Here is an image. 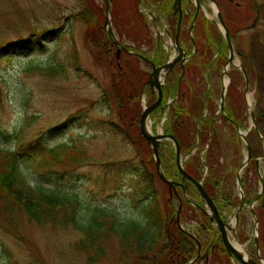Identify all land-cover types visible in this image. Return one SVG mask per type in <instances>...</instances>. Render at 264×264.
Returning <instances> with one entry per match:
<instances>
[{
	"label": "trees",
	"instance_id": "16d2710c",
	"mask_svg": "<svg viewBox=\"0 0 264 264\" xmlns=\"http://www.w3.org/2000/svg\"><path fill=\"white\" fill-rule=\"evenodd\" d=\"M109 1L113 29L120 43L129 44L131 50L150 56L158 65L165 62L168 57L167 52L162 45L157 44L148 17L140 10V0ZM217 1L232 37L236 38L233 30L239 26L245 25L244 29L254 31L250 55L239 51L240 42L235 44V48L242 56V64L250 80H262L264 78V5L259 6L256 0H251L247 7V16L244 14L238 20L232 18L234 12L232 0ZM85 2H87L85 8L77 12L75 18L88 25L86 37L95 47L94 57L110 72L111 86L106 95L108 99L114 98L118 101L121 121L119 132L126 140H131L133 135L137 134L144 143H147L140 131V118L143 112L141 90L150 75L149 64L125 50L117 56L118 46L114 42V36L105 28V5L102 7L96 0H85ZM188 5L189 2L186 6ZM171 6L172 2L160 9L164 12L169 11ZM191 8L192 12L186 14L183 20L180 41L189 54H192L195 46L197 52L186 62L183 76L180 66H176L169 73L163 90L165 107L154 111L152 116H158L160 122L166 111H169L170 114L163 124V131L166 134H173L178 139L184 154L190 153L196 147L197 140H200L197 152L186 160L185 169L197 180H202L205 176L204 188L214 199L223 219L229 221V216L233 215L240 203V195L236 189V175L243 159L240 152L238 155L233 154V147L238 148L241 144L234 122L240 127H246L248 109L244 92L239 89V86L245 84V80L241 70L232 66L229 70L232 81L226 97L225 110L227 117L234 122L220 115L222 122L219 125V118L215 119V115L219 108L217 99L222 92V84L216 88L210 83L208 85L207 79L215 71L222 73L228 60L229 49L217 24L202 13L197 17L192 34L190 33L195 6ZM262 12L263 15L260 17ZM176 32L177 21L174 22L172 34L175 35ZM63 70L64 68L59 64L45 69V74L54 77ZM169 98L175 100L168 107ZM155 99L156 95L150 94L147 98L148 104H152ZM208 110L211 114L207 113ZM211 131L213 138L202 160L200 153L205 149ZM162 160L166 175L173 180H180L176 154L171 144L166 154L162 155ZM144 161L153 168V172L149 175L147 171L145 173L143 171L141 174L143 181L139 182L142 185L141 196H149L143 206L146 215L144 221L135 222L132 226H125L115 213L106 212L99 207L95 209L96 212L88 223L83 222L76 211L70 214L67 212L68 208L78 199L59 194L45 186H33L14 152L1 145L0 194L31 220L51 225L71 223L76 229L81 230L84 238L75 247L77 251L88 254L89 263L108 258L111 259L112 264H186L198 253V244L188 234L190 232L195 234L202 244V256L192 264H202V262L203 264H235L227 253L219 230L204 209V201L194 183L189 182L186 193L182 187H176L183 200L180 213L185 227L183 230L177 221L179 199L175 191L158 176L150 149ZM33 162L40 167L59 166L67 170H76L88 163V155L75 144L62 143L46 149ZM252 168L257 172V162L254 158L250 160L242 176L249 205L258 195L257 191L253 192L248 184L247 173ZM206 169L208 172L205 175ZM155 176L165 189L162 205L154 184ZM245 213L256 216L259 220L258 246L264 256V194L253 209H243L237 226L239 241L247 243L250 256L257 259L255 238L251 236L250 227L244 225ZM113 235L118 237L120 243L114 258L109 256L106 246Z\"/></svg>",
	"mask_w": 264,
	"mask_h": 264
},
{
	"label": "rangeland",
	"instance_id": "374dc122",
	"mask_svg": "<svg viewBox=\"0 0 264 264\" xmlns=\"http://www.w3.org/2000/svg\"><path fill=\"white\" fill-rule=\"evenodd\" d=\"M96 1L104 7V0ZM250 1L232 0V18L240 20L244 14L247 16ZM256 1L259 6L264 5V0ZM85 3L0 0V145L14 152L33 186H45L78 199L67 212L76 211L83 222L88 223L99 207L115 213L125 226H132L144 221L146 215L143 206L149 196H141L139 182L143 181V171L148 175L153 172L144 161L149 147L137 134L126 140L119 132L118 101L106 95L111 86L110 72L94 57L95 47L86 37L88 25L75 18ZM142 5L144 11L150 9L144 0ZM203 8L206 16L218 20L211 1L207 0ZM153 21L149 16L151 25ZM244 26L234 28L235 43L240 42L239 51L250 55L254 31ZM235 57L236 64L242 61L239 53ZM59 64L64 68L61 74H45V69ZM207 80L208 85L219 88L230 77L215 71ZM239 89L244 92L245 85ZM149 93L148 88L145 96ZM245 97L252 104L255 123L264 136V78L251 79ZM219 98L220 95L218 103ZM157 118L152 116L149 123L154 133H161L163 124ZM218 120L221 125L220 116ZM245 123L249 126L242 130L247 133L252 154L260 157L258 172L252 168L247 173L249 186L256 192L261 187L259 173L264 176V139L250 129V117ZM167 140L161 141L163 152ZM62 143H72L84 150L88 163L67 170L59 166L40 167L33 162L46 149ZM240 148L243 159L247 156V144L242 142ZM233 154L238 155L236 146ZM154 180L162 205L165 189L156 176ZM229 219L232 221L234 216ZM254 221L245 213V223L249 227L252 224L251 231ZM82 238L83 232L71 223L51 225L31 220L0 194V264H112L108 258L89 263L88 254L75 247ZM110 242L106 246L109 256L114 258L120 243L115 235Z\"/></svg>",
	"mask_w": 264,
	"mask_h": 264
},
{
	"label": "water",
	"instance_id": "95a60500",
	"mask_svg": "<svg viewBox=\"0 0 264 264\" xmlns=\"http://www.w3.org/2000/svg\"><path fill=\"white\" fill-rule=\"evenodd\" d=\"M105 4H106V9H107V24H108V30L109 32L112 34V28H111V17L109 14L110 11V3L109 0H104ZM214 3L216 9H217V17L219 20V23L221 25V28L224 32L225 38L227 40V43L229 45V50H230V57L229 60L227 62V65L224 69V74H227V67L229 64L234 63L235 60V49H234V45H233V41L231 38V34L224 22L222 13L219 9L218 3L216 0H210ZM182 0H175V4H174V8L175 11H179L180 14L182 15V5H181ZM197 2V9L198 11L201 9V3L200 0H196ZM116 44L119 45L118 41H115ZM174 43H175V48H176V54L171 57L168 62L162 66H157L153 61H151L148 57L140 54V53H134L135 56L139 57L140 59L147 61L151 67H152V73L149 76L148 81L146 82L144 87L150 86V88L152 89V91H156L158 93V98L156 100L155 103H153L150 106H146L143 110V114L141 116V120H140V130L142 135L145 137V139L148 141L151 150L155 156V161L157 164V170H158V174L161 177V179L167 183L171 188H174L177 184H179L176 181H173L171 179H169L163 170L162 167V160H161V156H160V151H159V146L160 143L162 141V139H170L174 142L175 147H176V154H177V165L179 168V171L182 175V180L186 181L187 179L192 181L198 188L199 193L201 194L202 198L206 201V205L209 209V215L211 217L212 221L216 222V225L218 227V229L221 232L222 235V240L224 242V245L227 249L228 254L235 258L236 260H238L239 262L243 263V264H264V259L262 261H257L254 259L249 258L242 250H240L239 248H237L234 244L233 241L230 237V231L233 232V234L236 236V226H237V221H238V217H239V213L242 211V209L244 208L245 204H246V197H245V193L242 187V182H241V173L239 171L238 173V185L240 188V192H241V202L238 206V208L236 209L235 212V216H236V223H227L223 220V218L221 217L219 210L217 208V205L215 204L214 200L211 198V196L207 193V191L205 190V188L203 187V183L202 181H198L195 178H193L192 176H190L184 169V165H183V160L181 158V151H180V146L179 143L177 141V139L173 136V135H166L164 133H158V134H154L153 132H151L149 130V126H148V121L149 118L151 116V113L157 109L163 100V86L165 85L166 82V77L168 75V73L173 69V67L178 63L181 62L182 67L184 66V63L186 61V52L185 49L182 48L179 44V38L178 36H176V38L174 39ZM126 50H128L127 47H124ZM121 50L118 51V54L120 53ZM241 70L243 71V74L245 76V80H246V91L249 90V79H248V75H247V71L246 69L241 66ZM229 82L225 83L223 85V92L221 95V104H220V108L221 110L224 112L225 115V96H226V91L228 88ZM250 107V113H251V117L253 120V124H254V112L251 108V105L248 104ZM242 136L244 137V139H246V135L241 133ZM249 148V147H248ZM251 158V153L249 152L248 157L246 158V160L244 161V163L241 166V169H243L249 162ZM182 208V201L180 199V207H179V211H178V222L180 223V211ZM258 230V222H256L255 224V231L257 232ZM256 241H257V234H256ZM199 248H200V243H199ZM199 253H200V249H199ZM198 256H196L192 261H190L187 264H191L193 263Z\"/></svg>",
	"mask_w": 264,
	"mask_h": 264
},
{
	"label": "flooded vegetation",
	"instance_id": "af4514ba",
	"mask_svg": "<svg viewBox=\"0 0 264 264\" xmlns=\"http://www.w3.org/2000/svg\"><path fill=\"white\" fill-rule=\"evenodd\" d=\"M140 1H143V0H140ZM139 1V2H140ZM144 2L146 3V4H148V5H150L151 6V9H147L146 11H147V14L149 15V14H152L153 16L156 14V17L154 18V21H153V25H154V27H156V28H159V31H163L164 33L162 34V35H164L163 36V39H164V41H165V44H166V42H167V44H170L171 42H172V40L174 41V39L176 38V36H178V38H179V41H180V34H181V30H182V23H183V20H184V18L187 16L186 14H188L189 12H192V8H191V6H193V0H182V2H181V5H182V15L180 14V12L179 11H175V8H174V3H175V0H144ZM170 2H172V6H171V10H169V11H162L160 8H162V7H164L166 4H168V3H170ZM187 2H189L190 3V5H188V6H186L187 5ZM203 2L204 3H206V0H203ZM140 6H143L142 5V2L140 3ZM195 16L196 17H198V15H197V10H196V8H195ZM195 16H194V18H195ZM175 21H177V32H176V34L175 35H173L172 34V30H173V28H174V22ZM156 22L158 23V25H156ZM191 25H192V23H191ZM191 25H190V27H191ZM161 33V32H160ZM180 43H181V41H180ZM182 44V43H181ZM182 45H184V44H182ZM185 46V45H184ZM168 50H169V48H168ZM172 51V50H171ZM166 52H167V55H168V51L166 50ZM168 58V57H167ZM167 61V60H166ZM166 61L165 62H163L162 64H165L166 63ZM162 64H159V66H161ZM158 65V64H157ZM165 107V106H164ZM163 107V108H164ZM163 108H161V109H163ZM216 116V115H215ZM216 118H218L217 116L215 117V119ZM213 134V131H211V135ZM177 141H178V139H177ZM210 141V143H211V141L212 140H208V142ZM199 142H200V140H197V142H196V147L193 149V150H191L190 151V153H188V154H184L183 152H182V150H181V146H180V143H179V141H178V143H179V146H180V151H181V158H182V160H183V165H184V168H185V162H186V160L187 159H189V157L191 156V155H194L196 152H197V150H198V145H199ZM208 142H207V144H208ZM170 144L174 147V144L172 143V142H167V147H166V149L164 150V152L160 149V155H161V158H162V155H165L166 154V151H167V149H168V147L170 146ZM206 144V145H207ZM240 146H241V144L239 145V147L237 148V150H238V153L240 152V150H241V148H240ZM174 150H175V147H174ZM203 151V150H202ZM202 153V152H201ZM200 153V154H201ZM175 154H176V150H175ZM176 164H177V154H176ZM177 167H178V165H177ZM178 170H179V168H178ZM185 171L187 172V170L185 169ZM179 173H180V171H179ZM188 173V172H187ZM189 174V173H188ZM180 175H181V173H180ZM190 175V174H189ZM248 181H249V179H248ZM179 184H177V186H180V187H182L183 189H184V191H185V193H186V191H187V189H188V185H189V182H191L190 180H186V181H183L182 180V175H181V178H180V180H178L177 181ZM249 184V183H248ZM195 185V184H194ZM196 186V185H195ZM197 187V186H196ZM252 189V188H251ZM197 190H198V188H197ZM198 192H199V190H198ZM200 194V193H199ZM179 195V194H178ZM200 197H201V195H200ZM201 199H202V197H201ZM203 200V199H202ZM204 206H205V203H204ZM239 223V222H238ZM244 225L248 228L249 226H248V224H246L245 223V221H244ZM201 243V242H200ZM201 246H202V244H201Z\"/></svg>",
	"mask_w": 264,
	"mask_h": 264
},
{
	"label": "bare ground",
	"instance_id": "6f19581e",
	"mask_svg": "<svg viewBox=\"0 0 264 264\" xmlns=\"http://www.w3.org/2000/svg\"><path fill=\"white\" fill-rule=\"evenodd\" d=\"M149 130H150L151 132H153L152 127H151V123H149ZM232 241H233V244H234L237 248H239L240 250H244V249H245L244 246H243L238 240L234 239L233 237H232Z\"/></svg>",
	"mask_w": 264,
	"mask_h": 264
}]
</instances>
